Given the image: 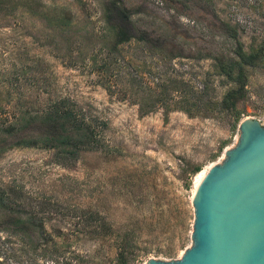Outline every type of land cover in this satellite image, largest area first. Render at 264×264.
<instances>
[{"label": "rangeland", "instance_id": "1", "mask_svg": "<svg viewBox=\"0 0 264 264\" xmlns=\"http://www.w3.org/2000/svg\"><path fill=\"white\" fill-rule=\"evenodd\" d=\"M38 1L70 12L72 22L62 27L24 9L0 13V116L14 121L29 103L66 98L96 120L98 144L68 158L56 148L14 146L38 138L37 130H0V263L115 264L111 247L86 233L94 214L115 232H136L138 264L180 259L192 245L193 170L236 146L241 121L264 125L261 67L248 69L234 111L206 107L229 87L213 69L214 58L232 56L224 28L246 47L264 31V0H119L159 49L114 46L106 11L117 0ZM171 80L192 87L194 101L208 93L199 109L186 113L171 102L140 111L143 92Z\"/></svg>", "mask_w": 264, "mask_h": 264}, {"label": "trees", "instance_id": "2", "mask_svg": "<svg viewBox=\"0 0 264 264\" xmlns=\"http://www.w3.org/2000/svg\"><path fill=\"white\" fill-rule=\"evenodd\" d=\"M18 9H24L33 15L42 16L49 23H55L62 27L71 24L73 17L70 12L63 9L47 8L38 0H0V13L12 15ZM261 17L264 18V12ZM106 22L109 26V33L113 35L115 47L130 42L150 45L157 49L160 47L158 41H156L157 46H153L151 44L153 39L146 32L136 27L130 11L119 0L111 2L108 6ZM224 31L233 41L232 56L214 58L213 69L218 76L224 78L229 87L225 90L220 100H207L206 107L211 109L215 107L221 111L229 112L234 111L237 102L245 98L249 81L248 69L264 68V31L260 33V36H251L246 47L241 42L235 29L226 26ZM158 82H156L157 84L154 88H147L146 95V91L143 92L144 98L138 104L140 111L144 113L151 112L157 105L168 110L172 102L184 107L183 109L186 113H191L192 109H199L197 104L200 102L204 103L202 98L208 94L204 92L205 90H202L198 99L195 98L194 101L193 97L196 92H194L192 87H188L186 83L174 80H171L169 84ZM180 87H183V90L180 91L181 93L177 99L170 96H166L164 99L161 98V94H166L168 88L177 91ZM156 89L158 90L155 91ZM22 105H26V103ZM28 107L31 110H26L21 117L14 121H9L6 118L2 119L3 116H0V130L7 135H19L29 130L38 131V138H33V140L19 138L14 145L15 147L29 148L40 146L56 148L61 150V154H65V156L70 158L78 156L80 152L86 149H93L98 144L96 139V127L98 128L96 120L87 116L81 110H77L76 105L72 101L66 98H49L43 103L34 105L29 103ZM146 107L148 111L144 110ZM1 114L5 116L4 112ZM99 126L103 128L105 125L100 122ZM199 171L200 168H196L192 174H196ZM5 201L6 198L2 196L0 203L3 204ZM90 221L91 224L86 227L87 235L111 247L115 264H138L137 241L139 236L136 235L134 230L121 232L118 229L115 232L112 230V226H109L98 214L92 215ZM112 236L114 243L109 244L108 239ZM182 246L183 243L176 248L181 249ZM174 249L168 250L164 255L171 257L174 254ZM145 254H148V252H145Z\"/></svg>", "mask_w": 264, "mask_h": 264}, {"label": "water", "instance_id": "3", "mask_svg": "<svg viewBox=\"0 0 264 264\" xmlns=\"http://www.w3.org/2000/svg\"><path fill=\"white\" fill-rule=\"evenodd\" d=\"M235 147L204 174L192 197V245L175 261L145 264H264V125L239 124Z\"/></svg>", "mask_w": 264, "mask_h": 264}, {"label": "bare ground", "instance_id": "4", "mask_svg": "<svg viewBox=\"0 0 264 264\" xmlns=\"http://www.w3.org/2000/svg\"><path fill=\"white\" fill-rule=\"evenodd\" d=\"M212 166L208 167V168H205L201 171H199L193 178V190H194V194L204 176V174L206 173V171H208Z\"/></svg>", "mask_w": 264, "mask_h": 264}]
</instances>
